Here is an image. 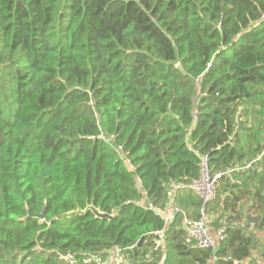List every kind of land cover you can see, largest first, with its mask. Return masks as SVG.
I'll return each mask as SVG.
<instances>
[{"label":"trees","instance_id":"trees-1","mask_svg":"<svg viewBox=\"0 0 264 264\" xmlns=\"http://www.w3.org/2000/svg\"><path fill=\"white\" fill-rule=\"evenodd\" d=\"M263 13L264 0H0V264L117 248L118 264L248 259V227L264 229ZM202 156L219 174L204 208L189 186ZM202 214L211 236L226 226L214 249L187 232Z\"/></svg>","mask_w":264,"mask_h":264},{"label":"built area","instance_id":"built-area-1","mask_svg":"<svg viewBox=\"0 0 264 264\" xmlns=\"http://www.w3.org/2000/svg\"><path fill=\"white\" fill-rule=\"evenodd\" d=\"M264 16V13H263ZM264 153V148L259 154L261 156ZM250 166V163H247L244 168ZM219 174H215L211 176L210 170L207 166L206 157L202 156V160L200 162V177L197 180H194L190 183V187L199 195L201 199V206L204 208L206 203L214 197V186H215V178ZM148 208H153L151 203H147ZM186 229L188 234L194 238L196 243L202 247H211L214 249L215 240L222 238L224 233L225 225L221 226L217 231L216 235L211 236L208 233V218L205 214H202L200 218L197 219H186L185 220ZM153 236L162 240L163 232L161 230H157L153 232ZM121 249L117 248L111 251L107 260L103 261L98 256L90 255L87 260L84 261L85 264H118L119 262V253ZM110 256L113 258V262H111ZM66 264H81L71 253H66L61 256ZM213 259L216 260V256L213 255ZM224 259H230V257H226ZM240 261L233 259L232 264H239Z\"/></svg>","mask_w":264,"mask_h":264},{"label":"crops","instance_id":"crops-1","mask_svg":"<svg viewBox=\"0 0 264 264\" xmlns=\"http://www.w3.org/2000/svg\"><path fill=\"white\" fill-rule=\"evenodd\" d=\"M173 208H174V206H173L172 202H170L167 209L164 211V213H161L162 217L165 220L172 218V216L174 214V210H175V208L174 209ZM246 223H248L247 220L244 221L242 223V225L245 226ZM254 223H249V224H254ZM248 228H249V230H251L255 234L256 239H257V243H256V245H255V247L251 253V256L248 259L239 260L240 261L239 264H264V229L257 230L256 228H252V227H248ZM208 231H209V229H208ZM110 259H111V262L114 263L113 258L111 256H110ZM214 262H215V260L212 257L210 264H214Z\"/></svg>","mask_w":264,"mask_h":264},{"label":"water","instance_id":"water-1","mask_svg":"<svg viewBox=\"0 0 264 264\" xmlns=\"http://www.w3.org/2000/svg\"><path fill=\"white\" fill-rule=\"evenodd\" d=\"M90 210L92 212V214L96 217V218H100V219H110L113 217L112 214H108V213H103L101 211H99V209L95 208L93 205H89L87 206L83 212ZM33 214H29L28 216H31ZM38 218H43L44 217V211L42 210L40 213L35 214ZM33 215V216H35ZM245 218L247 220L248 223H254L255 221H257L258 217L256 216H251L250 214H248V212H245Z\"/></svg>","mask_w":264,"mask_h":264},{"label":"rangeland","instance_id":"rangeland-1","mask_svg":"<svg viewBox=\"0 0 264 264\" xmlns=\"http://www.w3.org/2000/svg\"><path fill=\"white\" fill-rule=\"evenodd\" d=\"M128 165V164H127ZM130 167V166H129Z\"/></svg>","mask_w":264,"mask_h":264}]
</instances>
